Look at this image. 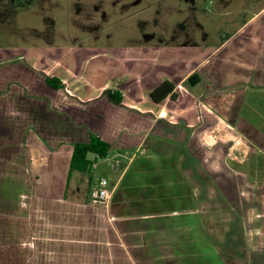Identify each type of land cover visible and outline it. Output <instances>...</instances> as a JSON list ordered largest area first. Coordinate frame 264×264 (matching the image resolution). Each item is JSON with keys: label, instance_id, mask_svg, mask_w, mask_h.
I'll use <instances>...</instances> for the list:
<instances>
[{"label": "crops", "instance_id": "1", "mask_svg": "<svg viewBox=\"0 0 264 264\" xmlns=\"http://www.w3.org/2000/svg\"><path fill=\"white\" fill-rule=\"evenodd\" d=\"M254 20L264 25V5L246 24ZM241 31L184 75L165 65L154 68L146 76L147 97L134 94L126 98L120 89V104L110 103L102 92L105 87L88 75L85 78L67 67L72 59L68 54L61 61L53 55L43 57L42 52L35 54L33 47L25 54L26 62L33 66L50 61L53 68L48 69L47 64L45 75L56 76L63 84L53 88L45 75L34 76L37 84H48L54 94L51 101L35 99L36 112L29 105L30 98L24 97L40 94L34 93L38 89L30 82L29 72H33L21 62V69L19 64L15 71L0 74V162H7L6 171L0 172L5 178L0 187L5 193H16L15 197L18 194L19 213L37 222L26 228L20 245H11L13 264H264V213L230 212L238 189L251 184L254 189L262 187L263 180L252 181L261 172L260 159L257 166L244 160L249 150L230 148L238 143L232 144L230 136H217L214 143L207 144L213 137L206 139L197 130L202 125L237 124L231 108L243 114L245 103L251 108L261 102L255 98L258 88L254 85L235 89L230 95L234 83L230 71L242 80L247 77L243 80L247 86L257 62L259 71H264V27L256 40L244 38ZM232 50L248 58L240 57L242 64L236 62ZM205 69L211 76H202ZM193 72L200 79L186 88L184 83ZM163 80L173 82L176 96L154 102L149 93ZM180 93L191 95L190 103L183 102ZM14 94L15 102L23 95L20 111L24 112L12 116V133L17 132V144L12 147L7 141L8 126L3 140L1 136L5 114L10 115L5 110ZM26 111L35 116L40 133L33 130L29 136L21 127ZM193 115L198 119L191 120ZM49 117L65 129L44 132L42 123ZM90 132L112 144L110 154L100 158L112 169L100 168V161L89 154L95 163L90 172L73 170L68 175L73 144L88 141ZM220 145L228 149L218 150ZM261 151L253 149L250 155L263 156ZM98 176L108 179L112 191L104 206L89 204ZM30 235L34 245L29 244ZM30 249L35 256L28 255Z\"/></svg>", "mask_w": 264, "mask_h": 264}, {"label": "rangeland", "instance_id": "2", "mask_svg": "<svg viewBox=\"0 0 264 264\" xmlns=\"http://www.w3.org/2000/svg\"><path fill=\"white\" fill-rule=\"evenodd\" d=\"M21 1L0 0V58H4L0 59V74L15 71L19 64L21 69L23 67L21 62L33 72H29L30 82L38 89L34 88V93L37 91L40 94L27 93L24 97L30 98L29 105L34 112H36L35 99L51 101V96L54 94L51 93L52 89L47 86L48 84L44 87L40 83L37 84L38 79H34L35 75H45L47 64L49 69L52 63L42 61L33 66L26 62L25 54L30 52V47H33L35 54L42 52L43 57L46 54L47 57L53 55L54 60L61 61L63 56L68 54L72 59L66 63L67 67L76 74H83L85 78L88 75L92 81L105 87L102 92L111 88L123 89L126 98L134 94L146 98L147 73L150 74L154 72V68L165 65L173 68L179 76L184 75L217 46L227 40H233L235 34L240 32L243 25L264 5V0H32L29 5H18ZM255 21H250L244 31L242 30L244 38L256 40L263 35L264 25L260 26L262 23H254ZM230 53L234 54L236 62L240 57L241 60L248 58L246 54L239 56L234 50ZM259 68L257 62L251 72L249 86L243 81L247 77L242 80L239 75L230 71V82H234L230 85V95L235 89L253 88L254 85L258 88L255 98L261 99V102L257 105L253 103L251 108L245 103L247 110L245 109L243 114L231 108L230 115L235 116L238 121L230 127L211 124L206 127L202 125L197 129L198 132L202 131L206 139L213 137L207 144L214 143L217 136L223 139L230 136L232 144L238 142L235 147L230 145V148L249 150L244 160L250 161L251 164L256 163L257 166L260 159L261 172L256 173L258 177L252 181H264L262 152L264 151V71L260 72ZM201 74L204 78H207L205 75L211 76L209 69L202 70ZM15 75L14 72L13 76ZM174 79L177 80V76ZM184 84L188 88L190 83L186 81ZM198 89L202 90L200 86ZM42 93L45 94L39 96ZM180 95L185 103H190L192 100L191 95L186 93ZM22 96L17 102H15L17 94L12 96L10 107L5 110L10 115L5 114L6 118L2 123L1 139L3 140L4 130L8 126L7 141L11 145L17 144V132L12 133V116L15 114L18 117L19 112H24L20 111ZM230 100L232 101V97ZM197 101L195 100V103ZM195 111L199 114L198 107ZM26 113V116L21 118L24 123L21 127H25L27 135L31 136V131L39 132L41 127L38 126V129L34 125L33 114L28 111ZM36 118L38 119L39 116ZM197 119L198 115H193L191 118V120ZM53 121V117L41 121L44 132L51 133L50 129H52L53 133H57L59 129H65L66 126H59L60 123L55 125ZM43 131L42 135H45ZM223 148L228 149L224 145L217 147L218 150ZM48 149L50 150L49 147ZM253 149L262 150L263 156H255L254 153L250 155ZM27 151L31 155L34 153L30 146H27ZM12 154L14 156L15 151ZM99 161L100 168L112 169L107 160L101 161L100 158H96V162ZM246 185L247 183L244 186ZM0 190L3 189L0 187ZM2 194L6 193L3 191ZM236 199L241 200L238 201V205ZM236 199L234 210L232 208L230 210L231 213H264V182L261 188L254 189L251 184L249 188L238 189ZM256 201L259 202L258 205ZM12 204L5 209L6 206L0 201V264H13L15 260L11 245H20L25 237L26 228L37 224L36 221L32 222L30 217L28 220L24 214H20L18 207L14 208ZM28 238L29 244L34 245L32 236ZM22 246L26 247L25 244ZM32 251L30 249L28 255L32 253V256H35Z\"/></svg>", "mask_w": 264, "mask_h": 264}, {"label": "trees", "instance_id": "3", "mask_svg": "<svg viewBox=\"0 0 264 264\" xmlns=\"http://www.w3.org/2000/svg\"><path fill=\"white\" fill-rule=\"evenodd\" d=\"M32 3V0H22L21 4L18 5H29ZM200 77L196 72L190 74L186 81L192 85L199 81ZM46 82L53 88H61L63 84L56 76H45ZM103 94L107 97V99L114 104H120L122 102V94L118 89H107L103 92ZM150 98L154 102H160L166 97L174 98L176 93L174 92V84L170 80H163L158 85H156L149 93ZM1 143V142H0ZM13 147V145H12ZM11 147V148H12ZM112 151V144L93 132L89 133L88 141H78L73 144L72 155L68 168V175L74 171L86 172L89 173L91 170V165L93 160H90L88 157L89 154H94L95 158L106 157ZM3 159L1 158V161ZM10 161V159H8ZM7 162H0V172L4 173L6 171ZM5 166V169H4ZM3 174H0V183H3ZM3 190H0V201L4 203L6 206L5 209L9 208V206L14 203V208L17 204V197H15L16 193H6L2 194ZM4 197V198H3ZM3 198V200H2ZM5 211V210H4Z\"/></svg>", "mask_w": 264, "mask_h": 264}, {"label": "built area", "instance_id": "4", "mask_svg": "<svg viewBox=\"0 0 264 264\" xmlns=\"http://www.w3.org/2000/svg\"><path fill=\"white\" fill-rule=\"evenodd\" d=\"M95 163H92L91 167L93 168ZM111 189L109 187L108 179L104 176H99L97 178L96 185L92 191L89 203L91 205H106L111 198Z\"/></svg>", "mask_w": 264, "mask_h": 264}]
</instances>
